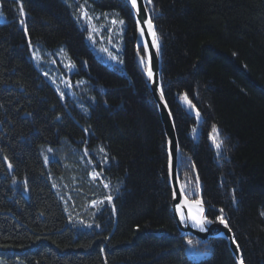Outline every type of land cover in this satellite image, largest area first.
<instances>
[{
    "label": "trees",
    "instance_id": "trees-1",
    "mask_svg": "<svg viewBox=\"0 0 264 264\" xmlns=\"http://www.w3.org/2000/svg\"><path fill=\"white\" fill-rule=\"evenodd\" d=\"M147 5L184 192L211 220H228L246 264H264V0ZM0 11V264H237L224 237L201 244L178 228L167 136L128 2L0 0ZM88 38L117 40L121 63ZM59 47L83 107L35 64L33 49ZM183 95L200 112L198 138Z\"/></svg>",
    "mask_w": 264,
    "mask_h": 264
},
{
    "label": "water",
    "instance_id": "water-1",
    "mask_svg": "<svg viewBox=\"0 0 264 264\" xmlns=\"http://www.w3.org/2000/svg\"><path fill=\"white\" fill-rule=\"evenodd\" d=\"M130 6V0H126ZM137 7L139 9V14L137 10L131 6L133 10L134 16L136 21L140 19V24L138 25L139 29V36H138V46L143 44L144 46L147 45V62H149V55H151V68L153 71V77L150 79L145 71L146 80L148 85L151 88L153 97L157 102L162 121L164 124L165 133L167 136V145H168V175H169V183L172 188V206L173 212L178 222V227L183 235H190L194 236L203 242H208L209 239L217 236L224 237L230 249L232 250L236 261L240 264L242 258V252L240 249L239 243L236 241L234 231L232 230L229 222H227V227L224 224L220 223V221H213L207 215V206L204 201L200 198L198 200L190 199L183 190L181 176H180V157H181V148L180 142L177 134L176 124L166 100L165 94L161 87V77H162V56H161V47L160 41L157 33V24L153 21L146 0H137ZM142 17V18H141ZM151 18L153 29L158 37V44H159V54L157 55V50L153 46L154 37L151 35L150 30L148 29L147 25L144 24L143 20L147 18ZM144 28V34L141 35L140 28ZM148 65V64H147ZM146 70V69H145ZM202 205L203 207V216L207 218L208 221L211 223H206L204 225V229L202 230L191 216H193L194 207ZM183 215L184 220L181 219ZM243 264L244 261H243Z\"/></svg>",
    "mask_w": 264,
    "mask_h": 264
},
{
    "label": "rangeland",
    "instance_id": "rangeland-1",
    "mask_svg": "<svg viewBox=\"0 0 264 264\" xmlns=\"http://www.w3.org/2000/svg\"><path fill=\"white\" fill-rule=\"evenodd\" d=\"M0 13H2L0 11ZM5 19L4 14L0 15V20ZM90 41V39L88 38ZM91 45L95 48V50L98 52V54L103 58V60L110 62L109 55L113 53L112 49L115 47L116 50H123V46L116 40V41H109L105 42L102 41L101 43H96L95 41H90ZM107 49V51H105ZM107 54L108 56H104L102 54ZM115 57H117V61L121 63L122 60H119V57L117 54L113 53ZM33 56L35 59V64L37 67H40L41 69H44V72L49 75L50 80L55 84L59 94L63 98L70 96L72 101L79 104L80 107H83L84 103L82 102V95L79 93L77 87L78 82H74V79L71 78L68 74L65 73V71L72 72L74 71L75 67L73 66L72 62L70 61L67 52L64 48H57L54 50L47 49V48H37V50L33 49ZM114 57V56H113ZM112 57V58H113ZM145 66L148 64L147 58H145ZM64 68V69H63ZM186 97V98H185ZM181 102L186 106L189 112L194 114L197 118V124L193 126V129L191 131V134L193 137L198 138L201 127H200V121H201V115L198 110V108L191 103L190 99L183 95L180 97ZM211 143L214 145V147L219 151V148H217V144L220 142L216 139L215 135H211ZM221 145V144H220ZM188 253L190 256L194 259H197L202 256V253L196 252L191 246L187 248Z\"/></svg>",
    "mask_w": 264,
    "mask_h": 264
},
{
    "label": "snow or ice",
    "instance_id": "snow-or-ice-1",
    "mask_svg": "<svg viewBox=\"0 0 264 264\" xmlns=\"http://www.w3.org/2000/svg\"><path fill=\"white\" fill-rule=\"evenodd\" d=\"M130 3H131V6L137 10V13L139 14V9L137 7V0H130ZM147 3L148 4H151L152 3V0H147ZM20 12H21V15H23V7L21 6L20 8ZM0 15H2V13H0ZM142 18V17H141ZM144 24L147 25L148 29L150 30V33L151 35L154 37V40H153V46L156 48L157 50V55L159 54V44H158V37L156 36V33L154 31H151L153 29V24H152V21H151V18H147V19H144L143 20ZM20 23L23 25L24 24V21L21 20ZM113 24L117 23V21L113 20L112 21ZM119 23L121 25L124 24V21L123 20H120ZM137 24L139 25L140 24V19L137 20ZM140 32H141V35L144 34V28L141 27L140 28ZM91 38V36H90ZM145 52H147V45H145V48H144ZM105 51H107V49H105ZM115 59V57H113ZM141 63L144 64L145 61H144V58L141 57ZM151 55H149V62H148V65L146 67V72H147V75L148 77L151 79L153 77V71H152V68H151ZM63 95V93L61 94ZM186 98V97H185ZM214 131H215V128H214ZM217 148H219L221 145L218 143L217 145ZM12 165L9 164V168H11ZM109 200L111 199V197L108 198ZM198 205H199V202H197ZM198 213L200 214L199 216H196V215H193L191 216V219H193V221H195V223L201 227V229L203 230L204 229V225L206 223H211V221H208L206 217L203 216V207L202 205H199L198 209H197ZM221 214H223V209L220 210ZM181 219L184 220V217L183 215L181 216ZM217 219L220 221V223L224 224L225 227H227V222L223 219V215H221L220 217H217ZM189 243H191V241H189ZM240 264H243V261L241 260Z\"/></svg>",
    "mask_w": 264,
    "mask_h": 264
},
{
    "label": "bare ground",
    "instance_id": "bare-ground-1",
    "mask_svg": "<svg viewBox=\"0 0 264 264\" xmlns=\"http://www.w3.org/2000/svg\"><path fill=\"white\" fill-rule=\"evenodd\" d=\"M129 4V3H128ZM130 5V4H129ZM130 8H131V6H130ZM134 14V13H133ZM146 71V70H145ZM146 76V75H145ZM161 87H162V90H163V85H162V78H161ZM149 88H150V86H149ZM151 89V88H150ZM152 92V91H151ZM163 92H164V90H163ZM153 95V94H152ZM157 103V102H156ZM175 121V120H174ZM178 134V133H177ZM179 138V137H178ZM200 199V198H199ZM194 200H198V199H194ZM197 209H198V206H196V207H194V212H193V214L194 215H196V216H199L200 214L198 213V211H197ZM176 218V217H175ZM225 220H227V219H225ZM177 221V220H176ZM228 221V220H227ZM177 224H178V222H177ZM179 228V227H178ZM180 230V229H179ZM181 232V231H180ZM182 234V233H181ZM235 234V233H234ZM183 235V234H182ZM235 238H236V235H235ZM197 240H199V242L201 243V244H205V242H203L202 240H200V239H197ZM210 240V239H209ZM236 241H237V239H236ZM209 242V241H208ZM208 242H206V243H208ZM229 245V244H228ZM194 250H196L195 248H194ZM196 252H198L197 250H196ZM235 257V256H234ZM242 258H243V254H242ZM236 259V258H235ZM243 261H244V259H243ZM237 262V261H236ZM245 263V262H244ZM238 264V263H237ZM246 264V263H245Z\"/></svg>",
    "mask_w": 264,
    "mask_h": 264
}]
</instances>
